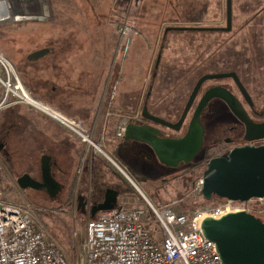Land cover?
Instances as JSON below:
<instances>
[{
	"label": "rangeland",
	"instance_id": "obj_1",
	"mask_svg": "<svg viewBox=\"0 0 264 264\" xmlns=\"http://www.w3.org/2000/svg\"><path fill=\"white\" fill-rule=\"evenodd\" d=\"M210 1V10L196 13L194 17L189 11L193 7L191 0H165L163 4H157V0H33L23 6L13 4L10 15L0 8L2 14L7 15L4 16L7 20L0 21V33H5V38L0 37V48L6 55L1 51L0 55L12 63L22 85L33 89L39 100L44 94H52L49 83L42 79L44 65L50 64L48 70L51 72L55 71L54 67L66 68L70 63L75 73L85 68L88 71L84 72L85 75L92 74L93 93L94 85L99 81L100 93L101 90L109 91L107 101L110 105L115 98L120 111H130L120 122L127 124L139 113V105L134 107L132 98L138 96L144 74L153 67L156 53H160L161 63L174 59L173 39L182 40L180 49L183 47L184 52L188 47L189 52L194 43H185L193 38L199 44L195 47L196 52L203 57L205 40L211 41L210 51H220L231 47L229 43H220V40L233 36L239 41L236 48L244 53L249 52L246 47L251 46L244 40L264 35V0H232L229 31L221 29L226 26V0ZM165 21L173 22L163 24L167 23ZM123 26L126 27L124 32L120 29ZM172 27L190 29H170ZM69 44L70 47L65 48ZM45 46L54 48L45 58L26 59L32 51ZM0 64L5 74L8 72L14 80L11 71L2 62ZM96 70L97 77L93 76ZM17 89L34 100L27 93L29 89L23 92L20 85ZM128 93L131 99L127 97ZM54 95L59 96V92ZM9 97V100L0 102V127L11 122L20 124L9 130L10 135L18 137V152L11 154L9 165L0 156L4 163L1 165L4 173L0 181V196L17 203H29L33 207L36 224L54 237L69 256L83 241L90 218L77 208L80 194L96 200L101 198L105 189L113 188L118 193L117 204L125 207L132 204V207L148 210L147 198L155 205L168 204L175 211H186V214L203 209L200 200L193 197L198 195V192L193 194V185L202 177L201 174L191 181L180 175L172 179L176 173L153 159L141 143L115 138L120 125L116 115L114 134L113 130L107 136L99 134L93 141L104 143L105 148L130 173L138 188L87 144L82 146L85 160L77 166L74 155L76 153L80 159L82 153L78 140L55 130L42 113L24 100ZM80 126L86 128L85 125ZM113 126L114 123L111 128ZM52 133L63 137L50 140L53 137L48 134ZM43 153L51 154L66 170V175L62 176L55 167L52 168V172L61 179L63 188L61 198L56 201H50L43 191L19 189L16 183L15 177L22 173L39 174V158ZM61 158H66L67 162ZM67 193L71 194L69 200H65ZM259 202V207L263 208V200ZM152 224L155 228L156 224Z\"/></svg>",
	"mask_w": 264,
	"mask_h": 264
},
{
	"label": "flooded vegetation",
	"instance_id": "obj_2",
	"mask_svg": "<svg viewBox=\"0 0 264 264\" xmlns=\"http://www.w3.org/2000/svg\"><path fill=\"white\" fill-rule=\"evenodd\" d=\"M225 28L226 26L221 29L229 31ZM174 40L171 41L174 43L172 47L174 59L164 64V62L161 63L160 53H156L153 67L144 74L142 83L144 92L139 103V113L131 121L156 128L160 137L180 139L186 133L197 108L201 104L197 110V112L200 110L198 122L202 126L201 145L190 161L183 162L180 160L174 167L165 166L160 163L148 144L141 143L144 151L151 153L153 159L176 173L172 179L180 175L191 181L198 174L202 175L212 158H228L231 150L238 147L264 146V129L261 128L264 124V35L253 36L250 40H244V43L247 42L251 45L246 47L250 51L244 53L239 52L236 48L237 45L235 46V44L239 41L233 36L220 40V43L231 44V47H225L224 50L220 51H210L211 41L205 40L203 57L196 52L195 47H198L199 44L193 38H189L185 43L186 45L194 43V48L189 52L188 47L185 48L184 52L182 51L183 47L180 49L182 40L178 38ZM207 75L220 76L204 78ZM208 95L210 96L208 97ZM229 102H234L237 105L239 114L232 110ZM110 109L111 107L108 115L113 116V118L116 115L119 120L125 115H129L124 114L120 117L119 113ZM142 110L145 115H142ZM154 118H158L162 122H158ZM180 121L181 124L178 129L169 126V124L175 125ZM19 125L11 122V124L0 127V156L8 165L12 158L11 154L18 152V142H16L18 137L10 135L9 130L11 127L17 128ZM97 126L96 121L90 127L85 128L92 140L98 139L95 137L99 135ZM119 138L123 139V137ZM43 157L48 158L51 176L59 183V188L56 192L50 187H41L35 190L43 191L50 201H56L61 198L63 188L61 179L52 172V168L55 167L62 176L66 175V170L61 168L62 165L51 154L43 153L40 156L39 174L37 176L28 174L36 181L42 182L41 159ZM168 174L166 173V175ZM70 195L67 193L65 200H69ZM193 197L200 200L203 209L227 201V199L215 195L209 199H204L201 194ZM91 199V196L87 197L80 194L77 201L78 210L92 215L91 212L94 207L102 200ZM259 200L264 202V198L257 197L242 201L244 208L238 211L248 212L264 223V207H259ZM80 203L84 206L78 207ZM232 204L238 206L240 201L232 200Z\"/></svg>",
	"mask_w": 264,
	"mask_h": 264
},
{
	"label": "built area",
	"instance_id": "obj_3",
	"mask_svg": "<svg viewBox=\"0 0 264 264\" xmlns=\"http://www.w3.org/2000/svg\"><path fill=\"white\" fill-rule=\"evenodd\" d=\"M0 4V8L10 15L12 1L0 0ZM120 29L124 32L126 27ZM0 62L15 78L12 80L8 72L6 77L0 76L5 87L2 102L7 101L9 95L24 100L17 86L20 85L23 92L27 90L16 76L12 64L2 55ZM34 101L24 100L32 107L52 113L138 188L130 173L103 142H94L78 123L52 112L35 98ZM110 107L108 103L106 115ZM125 125V122L120 123L117 128L118 137H123ZM201 188L202 178L193 185V194H200ZM145 201L148 210L115 206L111 210L98 211L93 219L87 221L83 241L69 256L54 237L36 224L34 210L29 203H17L0 196V264H222L215 243L201 232V220L204 217L217 219L228 212L242 210L244 202L234 206L232 200H227L186 214L178 213L168 204L158 206L147 198ZM153 222L155 228H152Z\"/></svg>",
	"mask_w": 264,
	"mask_h": 264
},
{
	"label": "water",
	"instance_id": "obj_4",
	"mask_svg": "<svg viewBox=\"0 0 264 264\" xmlns=\"http://www.w3.org/2000/svg\"><path fill=\"white\" fill-rule=\"evenodd\" d=\"M32 1L12 0V3L23 6ZM231 5L232 0H226L225 30L231 28ZM170 29L190 28L172 27ZM49 50V47L34 50L26 59L37 60ZM213 76L220 75H207L204 78ZM229 104L232 110L239 114L237 105L234 102H229ZM197 110L186 133L180 139L160 137L156 128L133 121L125 125L123 139L148 144L160 163L165 166L174 167L180 160L188 162L198 152L201 145L202 126L198 122L200 110L198 112ZM143 114L145 115L142 110ZM154 119L162 122L158 118ZM180 124L181 121L175 125L169 124V126L178 129ZM261 128L264 129V124ZM41 173L42 182L24 173L16 179V183L20 189L50 187L56 192L59 183L51 176L47 157L41 159ZM201 176L200 194L204 199H209L212 195L239 201H247L254 197L264 198V146L238 147L231 150L228 158H212ZM116 200L117 193L109 190L103 201L94 207L92 215L98 211L113 209ZM82 206H84L82 203L78 205V207ZM200 228L204 237L215 243L222 264H264V223L254 215L245 211H233L217 219L204 217Z\"/></svg>",
	"mask_w": 264,
	"mask_h": 264
},
{
	"label": "crops",
	"instance_id": "obj_5",
	"mask_svg": "<svg viewBox=\"0 0 264 264\" xmlns=\"http://www.w3.org/2000/svg\"><path fill=\"white\" fill-rule=\"evenodd\" d=\"M164 2H165V0H157L156 3L157 4H163ZM191 3H193V7L189 8V11L194 14L193 17L195 16L196 13H207L208 10H210V5H211L210 0H191ZM4 16H7V15H3L2 12L0 11V18H1L0 21L7 20V19H5L6 17L4 18ZM191 19L193 21H195L194 18H191ZM165 22H167V23H163V24H168V22H173V21H165ZM70 45L71 44L66 45L65 48L70 47ZM45 47H47V46H45ZM45 47H41V48H45ZM41 48H37V49H41ZM49 48H50V50L43 56L44 58L47 55H49L51 51L54 50L53 47H49ZM43 57H41V58H43ZM41 58H39V59H41ZM61 58L65 59L64 57H61ZM61 58H60V60H61ZM39 59H37V60H39ZM56 59H58V58H56ZM66 60H68V59H66ZM29 61H35V60H29ZM49 66H50V64H48L47 66L44 65L43 73H42V79L44 82L49 83V90L52 92V94H44L43 99L39 100L36 97V95H37L36 92L32 89V90H30L32 96L37 101H39L44 106H46L48 109H50L52 112H54L58 115H61V116L65 117L69 120H72L75 123H78L79 125L81 124V125H85V127H90L91 125H93V123H96V121H97V123H98V126H97L98 134H100L102 137L104 136V134L107 136V133H112V130H113V134H114V128H116V125H117L116 121H114L115 118H113L111 116L110 117L106 116V112H107L106 110H107V105H108L107 93L109 91L101 90V93H100V83H99V81L98 82L96 81L97 83L94 85L95 91L93 93L92 92V90H93V88H92V86H93L92 74L88 75V73H87L85 75L84 72L87 71L85 68L82 69L79 73L78 72L75 73L74 71H72V67H71V63H70L67 65L66 68H63L60 65H59V67H54L53 70H55V71L51 72L48 70ZM93 76H95V77L98 76L97 70L94 72ZM89 80L91 83L89 82ZM54 82H55V84L56 83H58V84L54 85ZM131 83H132V78H131ZM143 89H144V85L142 84L140 89H139L140 92L138 93V96H135V98H132V104H133V106L135 105L134 107H136V104L139 105L140 100H141V96L143 95ZM56 92H59V96H57V97L54 95V93H56ZM127 97L131 99V96L129 93L127 94ZM32 108H34L35 110L42 113L44 118H46L45 120L49 124H51V126L55 130L63 131L65 137L67 134L71 138H73L74 140H76V139L78 140L76 142H79L81 144V148L79 150H82V153H80V159L77 158L76 153H75L74 159L77 162L76 163L77 166H80L81 160H83V161L85 160V156H83V149L84 148L82 147V143L83 144H85V143L82 142L78 138V136H76L74 134V132L72 130H70L64 123L59 121V119L57 117H55L52 113L42 111L41 109H38L36 107H32ZM111 109H113V111L115 113H119L120 117H122L124 114H128L130 112V111L129 112L128 111H125V112L120 111V109L117 108V106L115 104V98H114L113 103L111 105ZM100 111H101V113H100ZM94 120H95V122H94ZM120 120H119V123L121 122ZM112 123L115 124V126H113V128H111ZM48 135L53 137V138H49L50 140L51 139H54V140L62 139V137H63L59 133H52V134H48ZM115 138H118V136ZM34 141H37V140L34 139ZM61 160L64 163L67 162L66 158L65 159L61 158ZM109 190L117 193V191H115L113 188H107V189H105V192L103 193L101 198H98V199L103 201L105 194ZM117 196H118V193H117ZM131 205L132 204H128L126 207H132ZM115 206H124V205H118L117 200H116ZM79 212L82 213L81 211H79ZM83 214L89 215V213H85V212H83ZM96 214H97V212L94 215H89V217H90L89 219H93L96 216Z\"/></svg>",
	"mask_w": 264,
	"mask_h": 264
},
{
	"label": "trees",
	"instance_id": "obj_6",
	"mask_svg": "<svg viewBox=\"0 0 264 264\" xmlns=\"http://www.w3.org/2000/svg\"><path fill=\"white\" fill-rule=\"evenodd\" d=\"M4 35H5V33H0V37L3 36V38H5ZM0 51L3 52L4 55H6V52L3 51L1 48H0ZM4 57H5V56H4ZM6 59H7V58H6ZM10 63H11V62H10ZM11 64H12V63H11ZM12 66H13V65H12ZM0 76H1V77H6L5 71H4V69H2L1 64H0ZM25 89H26V88H25ZM28 89H29V88H28ZM28 89H26V90H28ZM4 92H5V87H4L3 84L0 82V100L2 99ZM28 92L30 93V95H32L30 89H29ZM9 96H10V95H9ZM9 96H8V99H7V100L10 99ZM3 164H4V163L0 160V181L2 180L1 178H2V172H3V170H2L1 165H3ZM3 173H4V172H3ZM177 212H178V213H186V211H177Z\"/></svg>",
	"mask_w": 264,
	"mask_h": 264
},
{
	"label": "bare ground",
	"instance_id": "obj_7",
	"mask_svg": "<svg viewBox=\"0 0 264 264\" xmlns=\"http://www.w3.org/2000/svg\"><path fill=\"white\" fill-rule=\"evenodd\" d=\"M19 94L22 96V98L28 102H32V103H35V101L33 99H31V97L27 96V95H24L22 94L20 91H19Z\"/></svg>",
	"mask_w": 264,
	"mask_h": 264
}]
</instances>
